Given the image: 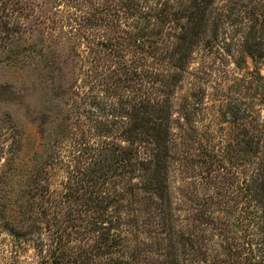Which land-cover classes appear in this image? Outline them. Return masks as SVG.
I'll return each instance as SVG.
<instances>
[{
    "label": "rangeland",
    "instance_id": "rangeland-1",
    "mask_svg": "<svg viewBox=\"0 0 264 264\" xmlns=\"http://www.w3.org/2000/svg\"><path fill=\"white\" fill-rule=\"evenodd\" d=\"M46 1L0 0V29L9 20L16 27L14 36L0 32V264H38L57 245L69 254L93 252L96 264H111L112 258L114 264H251V235L245 234L253 231L243 233L225 218L247 205V188L256 177L251 146L260 144L264 160V61L243 48L249 36L252 45L264 47V33L255 39L257 31L250 30L264 0H216L213 12L222 23L217 44L208 43L210 26L206 43L175 81L174 70L162 62L167 58L161 49L171 43L153 54L89 52L82 36L112 39L119 35L115 28L127 25L119 29L94 17V9L109 2ZM118 8L123 16L126 10ZM77 28L79 38L72 35ZM129 31L120 33L124 42L137 32ZM124 65L134 78L113 102L125 95L167 111L169 201L140 189L123 192L130 178L123 168L127 144L96 128L100 119L111 120L109 92L119 81L112 71L122 76ZM109 127L113 132L122 125ZM133 148L148 158L142 143ZM82 149L86 153L79 155ZM97 159L120 161L115 173L108 172V178L115 175L112 181H98L105 204L117 200L105 215L88 207L96 197L92 185L74 171L78 162L84 167ZM143 170L138 165L135 174ZM139 181L135 175L133 183ZM69 190L73 196L65 198ZM112 213L117 218H109L105 234L91 230L93 220ZM23 223L28 233L17 236ZM41 241L47 245L42 254L35 247Z\"/></svg>",
    "mask_w": 264,
    "mask_h": 264
},
{
    "label": "trees",
    "instance_id": "trees-1",
    "mask_svg": "<svg viewBox=\"0 0 264 264\" xmlns=\"http://www.w3.org/2000/svg\"><path fill=\"white\" fill-rule=\"evenodd\" d=\"M104 1L109 3L104 9L98 8L99 6H97L93 11L94 17L96 19L102 18L107 24L118 27L119 29L124 22H127V25H123L122 30H116L115 28L113 30L114 33H119V35L118 37L117 35H114L112 39H101L98 42H91V40L82 36L81 38L85 39L88 44L87 48L89 52L92 51L102 54L104 49L118 53V49H120L121 51L128 50L129 53H132L130 52L132 50H140L142 51V54L144 52L153 54V49H159V46L165 47V44L171 43L168 48L161 49V51L165 52V55L162 56L167 58V60L162 59V62L165 61L166 69L174 70L172 80L175 81L176 79L178 80V77L181 78L183 76L191 60L193 51L200 45L206 43V35L210 26L213 27V36L208 40V43L213 46V44H217L218 42L222 23L217 19L213 12L216 0ZM46 2L50 3V0H47ZM33 4L34 3L31 5ZM118 7H122L126 10L123 12V16H121L120 11L117 10L119 9ZM258 12L253 15V24H251L250 29L257 31V34L255 33L253 35V38L255 39L258 38V32L262 31L264 33V11L261 14ZM217 13V16L218 14L223 16L222 14ZM84 17L85 15L82 16V18ZM85 19L89 22L91 17ZM75 23L78 24L77 22ZM16 25L19 26L20 22L16 23ZM128 25H130V27ZM12 26L14 25L10 20L4 22L3 28L0 29V32L11 36L16 35V33H13L16 31V27L12 28ZM79 26H81V24ZM168 27L172 29V32L171 30L170 32H166ZM131 28L135 29L137 32L131 34L129 41L124 42L126 39L121 36L120 33L127 34V31L130 32L129 30ZM79 31L80 30L77 28L75 29V32H77L76 35L72 34V32L70 33L75 37H78L80 36V34H78ZM251 37L252 36H249L248 39ZM248 39L243 46L248 55L252 59H255V61H264V47L261 44L252 45L250 43L251 41ZM89 57L93 62L97 61L95 56ZM122 69L124 70L123 73H121L123 77L120 76V73H116L114 70L112 71L119 81H115L113 88H110L109 92L112 99L107 108L108 116H111V120L106 119V121L103 122L102 119H100L97 121L98 125L96 128L99 133L103 131L109 135V139L113 142L121 141L122 144H127L124 151L125 156H123L125 161L123 168H125L126 173L130 178L125 182L126 187H123L122 191L129 193L135 189H140L146 192L149 196H156L162 201H165L167 198L169 201V182L165 170L168 157H170L168 154V147L169 142L171 143V137H169V131L166 125L168 117L163 113L167 111L159 104L155 107L151 105V100L136 103L135 100L131 101L128 97L125 99V95L119 97V103L113 102L123 89L130 88L128 83L131 78H134L129 72V66L124 65ZM85 76L90 78L89 74H86ZM140 76L143 77L142 80H144L147 75L145 73ZM147 83L148 82L143 81L140 85H146ZM74 96L76 95L73 94V97ZM109 123H112L113 125L121 124V130L112 132ZM135 141H139L147 150H149V152L145 153V156L147 155L148 158H140L138 149L133 148ZM248 144L251 143L249 142ZM117 147L118 146H114L113 148L116 149ZM250 149L256 152L255 161L253 162L256 177L247 188V193H249L247 205L238 212L232 211L230 213L229 210L228 215L231 218L226 217L225 219L228 226L235 228L241 227L243 233L250 232L251 228L253 234H245V238L246 236L251 235V239L246 242L250 250L248 254L251 259V264H264V167L263 170L260 167V165H263V162L260 163V161L263 160V148L259 144L254 147L251 146ZM85 153L86 150L84 149L78 152L79 155H84ZM117 162L120 161L117 159L116 161L110 159L107 160V162H102L97 159L88 163L84 167L78 162L79 166L76 167L78 170H74L75 174L82 175L83 182L87 181V183H91L92 185V192L90 193L94 194L96 197L90 198L91 204H88V207L104 211L102 215H105L110 206L117 203V200L110 198L107 204H105L107 198L102 195L101 184H99L98 181L103 180L105 183L108 180L112 181V179H114L112 177L115 175H112L109 178L107 175L115 173L117 170L115 164ZM138 165L142 166L144 170L143 173L135 174V167ZM135 175L140 179L138 184L133 183ZM78 176L79 175H77L76 178H78ZM97 187H100V189ZM71 196H73V192L69 190V193H67L65 198H70ZM222 196L224 197L226 195ZM114 215L115 213L107 214L106 217L97 218L96 221L93 220L91 230L97 228L105 234L106 231L110 229L107 225L111 224L109 218H117ZM25 225L26 226L23 225L20 230H17V236H24L28 233L30 227L27 224ZM86 229L88 228L85 227L83 230ZM113 244L114 241L110 244L109 248L114 249ZM18 245L21 246V243ZM46 246L47 245L44 241L35 245L36 249H38V252L41 254ZM62 249V246L57 245L54 253H52L49 258L44 257L38 264H91V261H94L96 264V261L93 260L96 255H94L93 252H84L83 254H77L75 252L69 254ZM111 251H113L111 253L116 252V250ZM111 262H113L111 264H114V262H116L115 258H112Z\"/></svg>",
    "mask_w": 264,
    "mask_h": 264
}]
</instances>
